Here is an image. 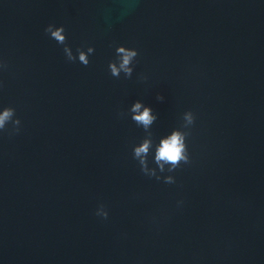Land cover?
<instances>
[{
  "label": "water",
  "instance_id": "water-1",
  "mask_svg": "<svg viewBox=\"0 0 264 264\" xmlns=\"http://www.w3.org/2000/svg\"><path fill=\"white\" fill-rule=\"evenodd\" d=\"M49 23L94 46L88 67ZM116 44L139 51L131 79ZM0 60L21 120L0 132V264H264V0H0ZM137 100L154 144L195 115L173 184L133 159Z\"/></svg>",
  "mask_w": 264,
  "mask_h": 264
},
{
  "label": "clouds",
  "instance_id": "clouds-1",
  "mask_svg": "<svg viewBox=\"0 0 264 264\" xmlns=\"http://www.w3.org/2000/svg\"><path fill=\"white\" fill-rule=\"evenodd\" d=\"M44 33L49 39L54 40L58 45L62 46V52L65 60L68 63H78L84 67H88L91 63L90 57L95 54L94 46L78 47L73 52L72 46L67 42V34L64 25L57 26L55 23H49L44 28ZM139 51L134 47H127L122 44L114 46V59L108 62V71L114 78L119 79L121 75L125 79H131L134 72V67L137 62ZM8 64L6 61L0 60V70H7ZM148 77L141 73L138 75V80L146 81ZM0 82V87H2ZM158 101H163L162 95H157ZM131 114L132 121L144 130L145 136L141 142L133 146V159L140 166L141 172L148 177H155L157 180L163 178L167 184L175 183L172 175L161 177L159 173H172L178 169L181 164L190 163V156L187 147V137L190 135V128L195 123V115L192 111H185L182 114V124L179 128L171 131L170 135L159 140L158 144H154L152 125L158 119L157 115L153 114L151 107L143 105L142 101L137 100L128 109ZM126 114L119 112L118 116L123 117ZM11 125V128H9ZM21 120L16 116L14 107H4L0 111V132H7L9 136L18 135L21 131ZM154 149V155H153ZM153 155V163L156 167H149V156ZM182 203V202H181ZM102 218L108 217V212L105 206L101 204L95 213Z\"/></svg>",
  "mask_w": 264,
  "mask_h": 264
}]
</instances>
